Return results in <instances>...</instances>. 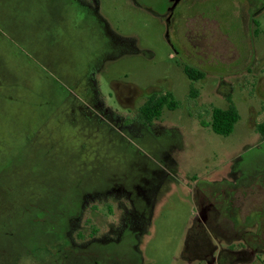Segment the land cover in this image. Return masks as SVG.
I'll list each match as a JSON object with an SVG mask.
<instances>
[{
  "label": "rangeland",
  "instance_id": "1",
  "mask_svg": "<svg viewBox=\"0 0 264 264\" xmlns=\"http://www.w3.org/2000/svg\"><path fill=\"white\" fill-rule=\"evenodd\" d=\"M169 1L92 0L96 20L77 36L66 28L78 21L71 0H0V264H96L112 241L111 262L132 249L140 264H199V235L187 245L200 202L222 215L234 187L264 189V0L251 10L258 24L248 0H197L179 34L162 13ZM187 55L205 68L195 100ZM155 91L178 103L162 127L139 118ZM230 99L234 131L203 128ZM257 193L244 203L256 225ZM235 264H264V245Z\"/></svg>",
  "mask_w": 264,
  "mask_h": 264
},
{
  "label": "flooded vegetation",
  "instance_id": "2",
  "mask_svg": "<svg viewBox=\"0 0 264 264\" xmlns=\"http://www.w3.org/2000/svg\"><path fill=\"white\" fill-rule=\"evenodd\" d=\"M196 1L197 0H170L166 5L164 11L162 12L163 14L166 15V21L169 27L170 32L173 33H180V29L183 26V24L186 22H189V20H193L195 18L194 16V8L196 6ZM249 2V10L247 11V14L249 16V21L251 20L252 12L251 10L254 8L256 5L255 3L257 0H248ZM92 3V0H71V14H72V19L75 15L76 21H78L71 27H66L67 31L76 34L78 36V32L80 30V27L85 21H91L93 22V18H91L92 15H90L88 12L85 10L88 8L91 9L90 5ZM55 7L61 5L59 1H55ZM88 7V8H87ZM85 12V14H84ZM191 15L189 16V14ZM95 19V18H94ZM96 20V19H95ZM254 22V21H253ZM251 24H258L257 19L255 22ZM257 26V25H256ZM186 29V28H185ZM188 33V32H187ZM187 33L185 32V37L179 38V44L180 46L183 47V50H186L185 47L189 43V39L187 36ZM71 34V35H72ZM80 34V33H79ZM169 34V32H168ZM187 38V39H186ZM95 50V49H91ZM186 52V51H185ZM185 55V54H184ZM96 58V52L91 53V58H89V62H91L93 59ZM186 63L187 66H184L183 70L185 72L186 77L188 78V95L191 98L192 96V90L197 89V83L200 82L205 78V71L204 67L191 58V56H186ZM200 69L204 72V75L199 78V79H193L191 76L187 73V69ZM88 73L82 72L80 73L79 79H77L78 85L76 86L77 88H82L84 91L89 89L90 87L88 86L89 84L87 83L88 79ZM94 76V73H92ZM86 76V78H84ZM68 77L71 79H75V75L68 74ZM264 75L260 79L259 84H260V89L262 90V87L264 85L263 82ZM74 83V81H73ZM168 87L170 88V91H173L174 85H175V80H171L168 82ZM88 84V85H87ZM3 86V77L1 73V67H0V88ZM91 90V89H90ZM95 91V90H94ZM172 94V93H171ZM1 95V93H0ZM167 95H170V92H164L162 94L157 93L156 91L152 93L150 97L146 101H144L141 106L139 107V118L142 120L143 125L145 126H153L156 123L158 127H162V125L165 122V119H163V110L167 109L169 111L176 110L178 108V103L175 101L173 96H169V102L171 100L175 101V106H170L169 104H163V106L160 108V104L157 102L155 103H150L149 99L156 97L159 100L165 99ZM130 98V101L133 99L131 96H128ZM262 97L264 98V93L262 92ZM77 101L82 103V98L77 96ZM195 100V97H192ZM132 107H135L136 102H130ZM90 106V105H89ZM148 108L152 107L153 109L155 108H160L161 111L159 115H154L151 118H147L142 116V109L143 108ZM89 109L94 110V108L87 107ZM264 109V104L263 107ZM149 109V108H148ZM189 109L193 110V112H189L190 114L196 116L197 111L195 103L191 102L189 103ZM141 116V117H140ZM212 119V117H211ZM202 120H200V124L203 128L209 127L204 126L202 124ZM264 122L263 120H259L256 123V129L258 132V135L262 138H264V134L259 130L260 124ZM235 190L232 192V201L229 203L230 208L233 209L229 213H224L220 215L218 212H212L211 206L208 202L201 201L200 202V209H199V215L197 218V225L199 227V230H194L192 233V238L190 237L189 244L187 245L188 248L191 247L192 242L194 243L195 235H199V246L201 248V255L199 257L200 263L199 264H235L236 261H239L240 259H249L250 255L255 252V250L260 247L261 245H264V217H259V224L256 225V222L251 221L250 216H245L244 215V203L245 199L248 198L251 193H257L255 189L249 188V190H246L243 187H234ZM264 193V189L261 188L257 195L255 196L256 199L261 198V194ZM254 198V199H255ZM255 199V200H256ZM213 225H215V229L213 230ZM212 236L215 238L216 242L212 240ZM112 245L116 246L114 241L111 242ZM110 243V244H111ZM108 247V253L106 255H102L103 257L98 258L99 256L96 254H92L91 256L93 257L94 261H97L96 264H98V261H104V264H140L141 263V257L140 255L136 252L133 251L132 249H129L126 253H129L128 255V260L123 261H116V262H111L110 257L107 255H113L111 250L115 249L116 247L112 246ZM81 248L82 247H78ZM81 253H83L81 251ZM107 253V252H106ZM86 255V254H85ZM83 255V256H85ZM97 258L99 260H97Z\"/></svg>",
  "mask_w": 264,
  "mask_h": 264
},
{
  "label": "trees",
  "instance_id": "3",
  "mask_svg": "<svg viewBox=\"0 0 264 264\" xmlns=\"http://www.w3.org/2000/svg\"><path fill=\"white\" fill-rule=\"evenodd\" d=\"M187 73L191 76L193 79H199L204 75V72L200 69H187ZM169 96L165 99L159 100L156 97L150 98L149 102L150 103H158L160 104V108L163 106V104H169L170 106H175V101L171 100V102L168 103L169 101ZM192 97L197 98L199 96V91L197 89L192 90ZM229 106L227 108H221V107H214L211 111V121L209 123V126L211 127L212 131L216 134L222 135V136H229L235 128V125L238 123L240 119V114L239 111L234 104L233 101H229ZM149 108V109H148ZM148 108H143L142 109V116L151 118L155 114L159 115L161 109L160 108H155L153 109L152 107ZM259 130L264 134V122L260 124Z\"/></svg>",
  "mask_w": 264,
  "mask_h": 264
},
{
  "label": "crops",
  "instance_id": "4",
  "mask_svg": "<svg viewBox=\"0 0 264 264\" xmlns=\"http://www.w3.org/2000/svg\"><path fill=\"white\" fill-rule=\"evenodd\" d=\"M252 212H255V208H253V210L250 211V214H251Z\"/></svg>",
  "mask_w": 264,
  "mask_h": 264
}]
</instances>
